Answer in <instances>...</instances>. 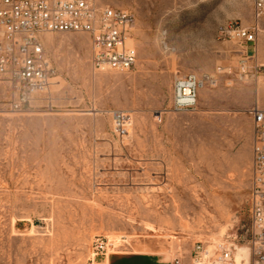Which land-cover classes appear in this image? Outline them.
Returning a JSON list of instances; mask_svg holds the SVG:
<instances>
[{
	"label": "rangeland",
	"instance_id": "obj_1",
	"mask_svg": "<svg viewBox=\"0 0 264 264\" xmlns=\"http://www.w3.org/2000/svg\"><path fill=\"white\" fill-rule=\"evenodd\" d=\"M100 1L136 15L133 70L94 72L88 35L49 34L54 109L13 113L0 78V264H91L107 241L108 254L184 259L202 243L251 260L249 111L264 108V72L227 86L240 47L218 30L251 26L253 0ZM217 67L227 74L194 111L170 112L176 78ZM118 110L132 116L125 135Z\"/></svg>",
	"mask_w": 264,
	"mask_h": 264
},
{
	"label": "built area",
	"instance_id": "obj_2",
	"mask_svg": "<svg viewBox=\"0 0 264 264\" xmlns=\"http://www.w3.org/2000/svg\"><path fill=\"white\" fill-rule=\"evenodd\" d=\"M264 17V0H253V24L242 26L230 21L218 30L219 40L237 44L235 80L260 79L264 65L256 61L260 21ZM136 15L128 10L104 4L100 0H0V78L9 85L10 110L54 109L53 87L58 72L47 52L45 36L83 33L91 41V68L94 72H128L136 67L138 51L133 43ZM226 69L213 73H190L174 81L171 113L194 111L200 91L216 88ZM253 120L251 174V262L264 264V108L249 111ZM114 130L125 135L132 120L126 111L112 113ZM101 243L94 258L106 256L109 247ZM191 264H233V249L210 247L198 243L190 254ZM178 264V260H176Z\"/></svg>",
	"mask_w": 264,
	"mask_h": 264
},
{
	"label": "crops",
	"instance_id": "obj_3",
	"mask_svg": "<svg viewBox=\"0 0 264 264\" xmlns=\"http://www.w3.org/2000/svg\"><path fill=\"white\" fill-rule=\"evenodd\" d=\"M191 264L190 257L169 259L153 251L113 252L97 258L91 264Z\"/></svg>",
	"mask_w": 264,
	"mask_h": 264
},
{
	"label": "bare ground",
	"instance_id": "obj_4",
	"mask_svg": "<svg viewBox=\"0 0 264 264\" xmlns=\"http://www.w3.org/2000/svg\"><path fill=\"white\" fill-rule=\"evenodd\" d=\"M64 39V38H63ZM75 39V38H74ZM68 40V39H67ZM69 41V40H68ZM54 43V42H52ZM71 44V43H69ZM53 45V44H52ZM54 47V45H53ZM58 47V46H57ZM79 61V60H78ZM84 61V60H82ZM238 260H239V264H249V261L251 262L250 260V255H249V252L247 251H244V249L242 251H240L238 253ZM242 262H245V263H242Z\"/></svg>",
	"mask_w": 264,
	"mask_h": 264
}]
</instances>
